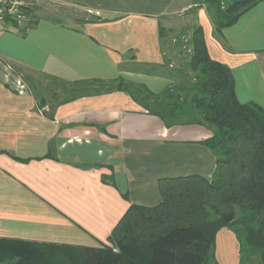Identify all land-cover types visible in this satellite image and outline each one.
I'll return each mask as SVG.
<instances>
[{"label":"crops","instance_id":"0c3cea01","mask_svg":"<svg viewBox=\"0 0 264 264\" xmlns=\"http://www.w3.org/2000/svg\"><path fill=\"white\" fill-rule=\"evenodd\" d=\"M34 2L41 10L35 26L23 20L0 32L2 238L110 244L131 203L160 204L163 186L177 178L211 179L215 157L201 143L211 136L207 127H167L127 93L99 82L72 100L64 90L72 81L122 77L160 93L177 78L169 73L176 64L164 61L188 14L195 22L186 31L202 26L210 56L231 69L238 101L264 109V0L220 29L203 0H41L86 12L84 19L43 14ZM22 74L58 86L36 99L30 85L17 88ZM229 241L239 250L233 231L221 228L217 261Z\"/></svg>","mask_w":264,"mask_h":264},{"label":"trees","instance_id":"16d2710c","mask_svg":"<svg viewBox=\"0 0 264 264\" xmlns=\"http://www.w3.org/2000/svg\"><path fill=\"white\" fill-rule=\"evenodd\" d=\"M257 1L205 4L220 29ZM23 12L26 26H35V8L26 4ZM8 23L18 24L16 19ZM159 30L161 35L164 29ZM183 36L176 35L164 61L167 67L176 64L169 73L177 78L160 93L122 77L105 84L95 79L72 81L64 90L72 100L88 95L99 82L105 91L127 93L167 127L189 123L207 127L211 136L201 143L215 157L211 179L177 178L163 186L160 204L131 203L109 235L110 244L0 237V264H218L215 241L221 228L232 230L238 241V264H264V109L255 102L238 101L231 69L210 56L201 25L181 44ZM35 79L36 87L43 86L42 79ZM41 86L39 93L45 92L46 86Z\"/></svg>","mask_w":264,"mask_h":264},{"label":"rangeland","instance_id":"374dc122","mask_svg":"<svg viewBox=\"0 0 264 264\" xmlns=\"http://www.w3.org/2000/svg\"><path fill=\"white\" fill-rule=\"evenodd\" d=\"M35 1V0H34ZM193 2L194 1H196V0H192ZM29 2H30V0H29ZM203 2H205V0H203ZM27 4H29L28 3V1L26 2ZM35 4H37V5H41L42 6V12H43V14L44 13H46V14H51V15H53V16H60V18L61 19H69V16H73L74 18H79V19H84V18H90V16H89V14L88 13H86V12H82V11H79V10H74V9H72V8H68V7H66V6H59V5H57V6H49L48 5V3H46L45 4V2H41V0H37V2H34ZM206 3V2H205ZM204 3V4H205ZM49 6V7H51V9L52 10H48V9H43V6ZM33 7H35L34 5H33ZM197 9V8H196ZM195 9V10H196ZM194 9L190 12V14L192 13H194V11H195ZM35 11L36 12H41V10L40 9H38L37 7H35ZM42 14V13H41ZM194 22H195V19H194V17L193 16H191V15H189L188 14V16H187V18H182V20H181V23H188V25H187V28H186V30H189L190 29V25L191 24H194ZM192 28V27H191ZM186 30H184V29H181V30H178V31H180V32H183V33H180V32H178V33H176L175 35H185L186 34V36H190L191 35V31H186ZM188 39H189V37H187ZM182 39H186V38H182ZM186 41V40H185ZM36 79H35V77H32V78H28V77H26L25 76V74H22V83L25 85V87H26V89L29 87V85H30V88H32V90H34V92H36V94H35V97H36V99H37V96L39 95L37 92L39 91H37L36 89V87H34L35 85V83H36V81H35ZM37 84V83H36ZM42 84H43V86L45 85L46 87H45V96L46 97H49L50 96V94H51V89H53L54 88V86L56 85L54 82H52V81H50V80H47V81H45V82H43L42 81ZM41 86V85H40ZM43 86H41L42 87V89H44V87ZM56 86H58V85H56ZM55 86V87H56ZM102 87L104 88V85H102ZM93 88V87H92ZM39 89V88H38ZM41 89V88H40ZM41 93H42V91H40ZM59 94H62V93H59ZM58 94V95H59ZM63 96V95H62ZM62 96H59V97H62ZM228 241V240H227ZM235 244H232V243H230V241L229 242H227V244H226V246H225V250L227 251V252H222L221 254H220V257H218V262H219V264H238V250L236 251L235 250ZM233 250V251H232ZM236 257V258H235Z\"/></svg>","mask_w":264,"mask_h":264},{"label":"built area","instance_id":"2783aa9c","mask_svg":"<svg viewBox=\"0 0 264 264\" xmlns=\"http://www.w3.org/2000/svg\"><path fill=\"white\" fill-rule=\"evenodd\" d=\"M26 0H0V32L7 28L8 19H16L17 22H21L25 17L23 8L26 6ZM17 88L25 89V85L19 79L16 81Z\"/></svg>","mask_w":264,"mask_h":264}]
</instances>
